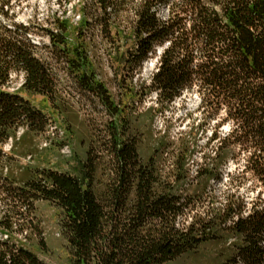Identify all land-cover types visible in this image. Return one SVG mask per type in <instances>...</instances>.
Segmentation results:
<instances>
[{"label": "trees", "instance_id": "obj_1", "mask_svg": "<svg viewBox=\"0 0 264 264\" xmlns=\"http://www.w3.org/2000/svg\"><path fill=\"white\" fill-rule=\"evenodd\" d=\"M10 3L0 0V195L11 202L0 219L5 232L15 231L25 213L38 217L44 203L55 209L58 239L70 264H170L203 244L230 239L229 264L241 259L262 264L264 207L248 213L232 196L220 202L210 183L229 157L243 156L245 170L264 186V0H141L135 11L132 29L138 40L127 62L142 68L158 46L167 44L145 86L147 94L155 91L163 109L197 89L203 111H224L223 122L231 124L224 137L212 133L207 145L216 140L219 145L204 154L195 176L196 127L171 138L168 131L154 130V115L150 122L144 112L141 121L133 117L88 69L87 46L69 45L67 22L59 18L54 20L58 31L46 30L51 54L67 63L79 89L101 107V119L89 120L91 135L82 140V177L20 164L6 154L4 144L12 139L13 151L28 155L48 131V116L23 92L42 95L59 112L67 111L58 68L32 43L35 28L10 14ZM128 3L90 2L78 37L85 39L86 27L100 26L112 38L113 20ZM162 6L169 9L166 19L159 14ZM15 74H23L24 81L12 90ZM155 110L150 106L147 112ZM0 264L50 263L7 239L0 241Z\"/></svg>", "mask_w": 264, "mask_h": 264}, {"label": "rangeland", "instance_id": "obj_2", "mask_svg": "<svg viewBox=\"0 0 264 264\" xmlns=\"http://www.w3.org/2000/svg\"><path fill=\"white\" fill-rule=\"evenodd\" d=\"M90 2L96 0H11L10 14L24 24H31L35 29L30 35L32 43L49 58L59 70V90L66 102V113L55 109L48 98L42 95H23L41 109L49 118L46 134L37 138L34 149L28 155L22 156L20 150L13 151L14 140L4 144V152L14 156L20 164L37 167H50L61 171H69L82 177V167L79 157L85 156V147L82 140H88L91 135L89 120L99 122L102 114L97 99L79 89L75 78L68 72V65L64 60L56 61L51 54L48 29H55L54 20L67 22L68 42L70 46L84 44L89 51V70H95L98 79L104 82L117 102L128 108L133 117L141 121L143 118L150 122L154 115L153 128L156 132L164 134L168 131L171 138H176L180 132H187L196 127L195 135L198 139V151L195 162H192V175H196L198 165L207 152L216 150L219 141L207 145L212 133L217 130L219 136L224 137L230 132L231 124L223 122L224 111L216 114L213 109L204 112L201 107V97L197 89L187 90L178 97L171 106L157 103L156 92L147 94L146 85L152 82V76L157 71L160 56L167 44L157 47V52L144 65L136 62H127L129 52L137 43L132 26L137 19L136 9L141 6V0H129L123 9V15L115 18L112 25V38H106L101 27H86L85 39L78 37L83 26L84 9ZM99 7V6H98ZM159 14L166 19L169 16L167 6L160 8ZM0 15V19H1ZM7 22V21H6ZM46 28V29H45ZM24 81L23 74H15L11 89H19ZM150 106H155L152 113L147 112ZM160 109V110H159ZM243 156L238 159L229 157L227 164L219 171V177L211 181L210 185L220 202H225L228 196L243 202L249 213L253 208L264 207V186L251 173L245 170ZM4 202L0 195V219L11 203ZM18 219V220H17ZM18 226L15 231L6 233L0 224V241L10 239L14 243L23 244L34 251L41 259L50 264H70L68 253L58 238V224L55 209L44 203L39 205L38 217L29 213L17 218ZM35 222L40 223L39 233L35 229ZM44 239L48 246L54 249L46 251L48 246L42 243ZM209 242L200 246L192 254L178 258L170 264H229L233 263V241ZM54 242V243H53ZM234 264H246L242 259ZM264 264V262L262 263Z\"/></svg>", "mask_w": 264, "mask_h": 264}, {"label": "bare ground", "instance_id": "obj_3", "mask_svg": "<svg viewBox=\"0 0 264 264\" xmlns=\"http://www.w3.org/2000/svg\"><path fill=\"white\" fill-rule=\"evenodd\" d=\"M8 238H9V237H8ZM8 238H7V239H8Z\"/></svg>", "mask_w": 264, "mask_h": 264}]
</instances>
